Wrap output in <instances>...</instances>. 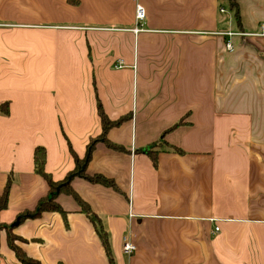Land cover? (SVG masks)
Instances as JSON below:
<instances>
[{"label": "crops", "instance_id": "0c3cea01", "mask_svg": "<svg viewBox=\"0 0 264 264\" xmlns=\"http://www.w3.org/2000/svg\"><path fill=\"white\" fill-rule=\"evenodd\" d=\"M77 1L0 0V225L16 222L44 264H109L72 195L57 196L68 224L53 211L17 221L50 190L35 148L65 179L103 131L100 102L124 148L96 143L86 173L115 187L69 177L115 264H264V0H237L241 26L223 0ZM0 244V264H20L4 229Z\"/></svg>", "mask_w": 264, "mask_h": 264}, {"label": "trees", "instance_id": "16d2710c", "mask_svg": "<svg viewBox=\"0 0 264 264\" xmlns=\"http://www.w3.org/2000/svg\"><path fill=\"white\" fill-rule=\"evenodd\" d=\"M69 2L71 4H76L78 1L69 0ZM229 4H230V8L234 11V16H235L236 21L238 22V25L241 26L240 13H239V7H238L237 0H229ZM9 111H10V108H9L8 102L0 103L1 113L9 114ZM98 112L101 117L103 131L99 136L95 138H91V140L87 144L86 154L83 158H80L76 154H74L75 161H76V168L74 171L70 173V175L72 174L80 175L82 177L87 178L88 180L92 182L107 184V185L115 187V182L107 178L103 174L89 175L86 173V165L92 157L93 150L96 146V143L104 142L108 146L113 147L115 149H119V150L124 148L118 144L111 142L107 138V130L112 126L119 124L120 120H112L107 115V113L103 109V106L100 102L98 103ZM183 123H184V120L180 119L175 124V126H179ZM46 157H47L46 148L44 146H37L34 150L35 170L37 171V173L42 175L47 180L50 186L49 194L38 202L34 210H27L21 213L18 216L19 223L24 221L27 218L38 217L43 212L53 211V212H59L63 216L66 224H68V219H67L68 212L57 201V196L61 193H67L69 195H72L74 199L76 200V202L78 203V205L80 206V211L85 213L95 225L96 231L99 235V238L107 254L109 264H115L108 233L104 229L96 213L92 210L91 206L72 189L70 185L72 178L69 177L70 175H68L65 179L60 180V181L53 180L51 175L45 170ZM153 159H154V163L156 164L157 160L154 157ZM11 184H12V181L9 179L7 182V185L5 186L4 191L0 193V211L7 208L8 206L9 190H10ZM14 228H15L14 225H0V243H1V231L4 229L6 232L8 246L14 252L20 264H44L39 258L29 255L24 250V248L19 243V242H23L24 239L14 232ZM56 264H63V263L58 262Z\"/></svg>", "mask_w": 264, "mask_h": 264}, {"label": "built area", "instance_id": "2783aa9c", "mask_svg": "<svg viewBox=\"0 0 264 264\" xmlns=\"http://www.w3.org/2000/svg\"><path fill=\"white\" fill-rule=\"evenodd\" d=\"M221 10H223V9H221ZM146 16H147V11H146L145 7L140 5V4H138L137 8H136V21H137V24L133 28L134 32L138 33V32L143 30L142 22L145 20ZM262 28L264 29V25H262ZM229 34L231 36H233V35L240 34V33L229 32ZM226 48H227V50H229L231 52L235 50V47H234V44H233L232 40L227 41ZM215 230L218 231L219 227H216ZM122 248H123V251L125 253L131 255V254H134L136 252L137 245L130 239V237L126 236V237L123 238Z\"/></svg>", "mask_w": 264, "mask_h": 264}, {"label": "rangeland", "instance_id": "374dc122", "mask_svg": "<svg viewBox=\"0 0 264 264\" xmlns=\"http://www.w3.org/2000/svg\"><path fill=\"white\" fill-rule=\"evenodd\" d=\"M223 5H224V7L226 8V10H227V12L225 13V14H223V15H229V14H231V10H230V7H229V1L228 0H223V2H221ZM234 44V43H233ZM234 47H235V45H234ZM231 52V51H230ZM233 52V51H232ZM1 113V112H0ZM140 151V150H139ZM17 221H18V219H17ZM92 222V221H91ZM93 223V222H92ZM12 225H14V226H16L17 224H16V222H14ZM215 233H217V232H215Z\"/></svg>", "mask_w": 264, "mask_h": 264}]
</instances>
